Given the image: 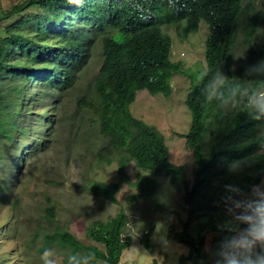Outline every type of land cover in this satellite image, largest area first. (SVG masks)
<instances>
[{
  "label": "trees",
  "instance_id": "trees-1",
  "mask_svg": "<svg viewBox=\"0 0 264 264\" xmlns=\"http://www.w3.org/2000/svg\"><path fill=\"white\" fill-rule=\"evenodd\" d=\"M243 4L244 0H79L76 4L70 0H23L16 3L0 13V19L18 17L3 32L0 26V139L14 143L18 135L29 137L31 130L16 120L24 112L23 104L31 100L33 87L38 89L35 93L38 100L50 98L60 102L76 87L94 50L100 46L102 64L92 84L93 95L80 96L77 106L98 118L99 131L108 140V146L99 152L100 161L109 165L117 161L119 180L93 182L89 190L118 202L117 195L130 178L127 167L131 162L143 171L169 177L176 190H186V202L198 207L189 209L183 231L175 234L190 249L180 257V263L210 264L205 249L216 244L217 234L193 238L189 230L200 211L223 212L224 216L216 213L219 223L225 220L226 213L222 203L208 209L214 200L202 198L200 186L210 169L225 170L232 161H241L245 169L252 158L256 160L253 185L264 179V154L258 153L261 138L248 141L260 125L246 113H231V120L226 123V111L215 104L206 106L201 86L193 87L186 101L192 111V125L187 134H181L198 164L195 183L189 189L186 168L171 161L164 133L134 116L131 104L139 90L170 96L175 74L185 72L183 62L172 61L173 39L163 30L171 18L186 20L185 35L197 31L201 20H205L210 26L205 52L207 71L211 74L220 68L225 72L239 44L245 14ZM260 23V17H249L248 39L257 32ZM118 35L122 41L117 40ZM260 49L264 56V48ZM227 75L241 79L245 76L233 70L227 71ZM19 103L22 105L17 110ZM49 115L46 112L43 116ZM54 123L52 116L47 125L52 127ZM213 126L217 133L211 134L212 143L206 154L203 139ZM222 126L225 129L220 130ZM31 143L32 150L23 163L46 140L36 139ZM132 184L139 188L134 198L144 196L159 205L155 197L159 182L155 178L138 174ZM245 185L243 181L244 191ZM47 217L50 221L55 219L54 206L47 209ZM219 223H213L214 230L218 231ZM126 225V214L121 211L107 221L95 220L88 226L87 236L94 244H84L70 230L61 227L46 235L45 242L69 251H95L106 264H121L124 251L133 243L132 238L124 237ZM142 243L151 249L149 233L143 236Z\"/></svg>",
  "mask_w": 264,
  "mask_h": 264
},
{
  "label": "rangeland",
  "instance_id": "rangeland-1",
  "mask_svg": "<svg viewBox=\"0 0 264 264\" xmlns=\"http://www.w3.org/2000/svg\"><path fill=\"white\" fill-rule=\"evenodd\" d=\"M21 1L0 0V13ZM243 5L245 14L241 21L239 44L224 72L226 75L227 71L233 70L241 76L245 74L247 65L264 59L260 51L261 47L264 48V0H244ZM249 17L261 18L259 29L251 39H248L246 31ZM17 19L1 18L2 32L5 26L15 23ZM186 24V20L171 18L163 25V30L173 39L172 61L183 62L185 67V72L175 74L171 82L172 94L152 95L147 90H140L136 101L131 104V111L134 116L164 133L171 161L186 168L188 186L192 189L198 164L186 138L181 134H187L192 125V111L186 101L192 88L198 85L194 73L207 70L205 52L210 26L201 20L197 31L185 35ZM117 40L122 41L120 35ZM235 56L241 57L237 59ZM101 64L102 50L99 46L94 50L76 87L60 102L56 103L50 98L38 100L35 94L38 89L33 87L31 100L23 104L24 112L16 120L31 130L29 137L18 135L14 143L0 139V264H41L40 256L45 248L55 249L58 264H66L69 250L46 244V235L53 234L61 227L70 230L84 244L91 245L95 242L87 236L88 226L95 220L107 221L121 211L127 217L124 237H130L133 241L129 248L135 246L152 253L151 264H181L180 257L189 253V247L179 242L175 234L183 231V224L189 219V209L198 207L195 203L186 202V190H176L169 177L143 171L131 162L127 167L130 178L123 183L117 195L118 202L95 195L89 190L93 182L113 183L119 180L118 162L109 165L100 161L99 152L108 146V140L99 131L98 118L77 106L80 96L93 95L92 84L100 72ZM21 105L19 103L17 110ZM46 112L51 115L44 117ZM231 113L226 112V123L230 122ZM52 116L55 123L50 127L47 123ZM262 128L264 125H260L248 141L260 139ZM212 133H217L216 126L209 127L204 136L206 154L210 151ZM36 139L42 142L46 140V143L37 146V152L23 163L32 150L31 142ZM48 140L50 142L47 144ZM258 153L264 154L261 152V143ZM252 159L245 169L238 172H230L229 168L210 169L199 193L205 200H214L209 203L211 207L208 209L222 203L225 185H237L243 189L241 183L244 181L245 191L250 190L256 161ZM138 174L159 182L155 193L159 205L156 206L153 200L144 196L134 198L139 188L132 183L137 181ZM51 206L56 209V217L52 221L47 217V209ZM216 213L224 216L219 210L196 213L189 235L198 238L208 234L210 238L211 234H217L218 231L213 228L214 222L219 223ZM158 225L160 232H157ZM146 233L150 234L151 249L142 243ZM161 236H166L169 248L166 249L161 243ZM129 248L124 251L121 264H127L128 261L139 264L143 258L134 254L135 249Z\"/></svg>",
  "mask_w": 264,
  "mask_h": 264
},
{
  "label": "clouds",
  "instance_id": "clouds-1",
  "mask_svg": "<svg viewBox=\"0 0 264 264\" xmlns=\"http://www.w3.org/2000/svg\"><path fill=\"white\" fill-rule=\"evenodd\" d=\"M78 2L70 0L73 4ZM235 57L239 59L241 56ZM194 77L201 86L206 106L215 104L226 112L246 113L252 121L264 125V59L247 65L243 79L229 77L220 68L211 74L200 70L194 73ZM260 138L261 152L264 153V128ZM242 167L241 161H232L228 165L230 172H238ZM224 191L221 201L226 219L217 225L216 244H209L205 249L210 264H264V181L252 185L249 191L231 184L225 185ZM160 230L158 225L157 232ZM160 241L166 249L170 247L166 236H161ZM129 249H135L134 254L143 258L139 264H151L152 253L135 246ZM40 261L41 264H58L55 249L45 248ZM66 264L106 262L95 251H69Z\"/></svg>",
  "mask_w": 264,
  "mask_h": 264
}]
</instances>
